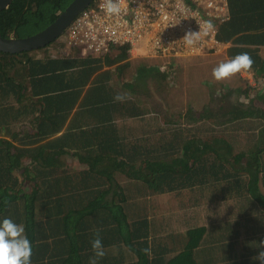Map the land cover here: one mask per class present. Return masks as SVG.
<instances>
[{"label": "trees", "instance_id": "obj_1", "mask_svg": "<svg viewBox=\"0 0 264 264\" xmlns=\"http://www.w3.org/2000/svg\"><path fill=\"white\" fill-rule=\"evenodd\" d=\"M72 1L13 0L0 12V35H33ZM229 10L218 37L231 44L228 60L250 55L262 88L237 87L250 101L221 126H199L212 117L202 113L128 141L122 123L147 112L133 99L138 88L148 76L164 82L177 65L141 64L127 80L128 45L96 57L65 55L57 40L0 51V222L24 227L31 264H261L253 258L264 241V0H229ZM54 43L55 51L34 54ZM238 133H248L246 147ZM65 156L81 168L70 170ZM167 194L186 212H167L173 232L159 237L146 213L164 215L151 200Z\"/></svg>", "mask_w": 264, "mask_h": 264}, {"label": "built area", "instance_id": "obj_2", "mask_svg": "<svg viewBox=\"0 0 264 264\" xmlns=\"http://www.w3.org/2000/svg\"><path fill=\"white\" fill-rule=\"evenodd\" d=\"M94 0L66 28L64 54L82 57L106 54L127 46L133 55L181 58L223 53L230 43L219 39V26L230 19L229 0ZM192 38V44L185 37Z\"/></svg>", "mask_w": 264, "mask_h": 264}, {"label": "rangeland", "instance_id": "obj_3", "mask_svg": "<svg viewBox=\"0 0 264 264\" xmlns=\"http://www.w3.org/2000/svg\"><path fill=\"white\" fill-rule=\"evenodd\" d=\"M24 35V33H22ZM63 34L57 40V43L64 38ZM56 43L52 44L48 49H44L35 52L36 55L44 56L49 51H55ZM228 60L227 51L221 53H204V55H196L184 57L183 60L168 58V60L162 59V57L148 58L142 55L131 54L128 67L124 68V74L127 80H132L137 68L141 64H154L159 63L162 69L166 68L169 62H175L176 67L173 69L172 77L168 76L167 80L161 82L157 77L148 76L145 78V83L142 82L141 87L138 88L135 93V99L140 109H145L147 112L143 117H140L138 121H124L123 134L126 135L127 140L131 141L138 135L150 133L149 131H155L158 129H164L171 126V124H187L188 116H199L202 113L211 114V121L207 122L199 120V126L205 127L212 123L221 126L220 120L228 119L230 113L236 109L243 108L242 103H249L250 98L242 95L241 93L234 94L233 91L237 87L245 86L246 80L253 87H260L259 82H256L253 71H243L241 73L234 74L229 78L217 81L212 75L213 68L217 67L221 62ZM112 68H115L114 66ZM117 72V71H116ZM240 77L245 78L241 81ZM212 79L217 83L215 87L207 86L205 80ZM143 81V80H142ZM225 84V87H224ZM259 90V89H258ZM235 92V91H234ZM255 91H250V97L255 96ZM258 94V93H257ZM240 95V96H239ZM243 98V99H242ZM245 101V102H244ZM262 106L261 102H257ZM228 115V116H227ZM227 116V117H221ZM120 123V127L122 125ZM159 131V130H158ZM162 135V131L157 132ZM248 133L235 134L238 141L244 144L246 147L249 139ZM245 135V136H243ZM252 136V134H250ZM253 137V136H252ZM64 161L67 162L70 170H79L81 168L78 160L74 157H64ZM122 177L120 176V183ZM124 185V184H122ZM23 187L28 190V183L26 182ZM155 204H158V213H163L160 217L156 214L153 215L156 210L155 207L148 209L146 215L153 220V229L156 225V231L160 236L166 237L173 231L166 230V223L169 222L167 212L177 213L176 218H184L186 209L183 206L176 204L175 195L167 194L162 197L161 200H151ZM175 203V204H174ZM177 208V210H176ZM139 211V209H138ZM253 213H256L253 211ZM188 213H186L187 215ZM244 219V218H243ZM162 226V227H161ZM240 227V225H239ZM238 227V228H239ZM243 237V236H242ZM242 238H240L241 240Z\"/></svg>", "mask_w": 264, "mask_h": 264}, {"label": "clouds", "instance_id": "obj_4", "mask_svg": "<svg viewBox=\"0 0 264 264\" xmlns=\"http://www.w3.org/2000/svg\"><path fill=\"white\" fill-rule=\"evenodd\" d=\"M106 7L109 13L119 10L113 0H107ZM185 41L189 45L193 42L190 36H186ZM253 63L254 61L248 53H240L213 68L212 75L215 80L220 81L234 74L250 70ZM24 231L22 225L16 224L10 218H4L0 222V264H31V242L24 235ZM92 248L95 257L101 258L104 256L102 240L98 236L92 241ZM259 248L261 251L253 259L259 260L261 264H264V241L260 242ZM90 264H97L96 259H90Z\"/></svg>", "mask_w": 264, "mask_h": 264}, {"label": "water", "instance_id": "obj_5", "mask_svg": "<svg viewBox=\"0 0 264 264\" xmlns=\"http://www.w3.org/2000/svg\"><path fill=\"white\" fill-rule=\"evenodd\" d=\"M13 0H0V12ZM94 0H73L58 17L43 30L26 37H3L0 35V51L23 53L44 48L61 37L73 19Z\"/></svg>", "mask_w": 264, "mask_h": 264}, {"label": "crops", "instance_id": "obj_6", "mask_svg": "<svg viewBox=\"0 0 264 264\" xmlns=\"http://www.w3.org/2000/svg\"><path fill=\"white\" fill-rule=\"evenodd\" d=\"M176 210H177V208H176ZM175 213V212H174ZM169 217V216H168ZM168 236V235H167ZM242 238V237H241ZM128 250V249H127Z\"/></svg>", "mask_w": 264, "mask_h": 264}]
</instances>
